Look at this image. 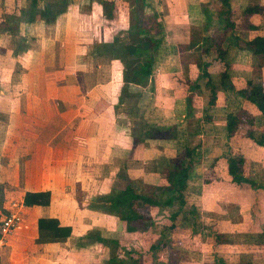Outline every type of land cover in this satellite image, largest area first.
Returning a JSON list of instances; mask_svg holds the SVG:
<instances>
[{
    "label": "crops",
    "instance_id": "1",
    "mask_svg": "<svg viewBox=\"0 0 264 264\" xmlns=\"http://www.w3.org/2000/svg\"><path fill=\"white\" fill-rule=\"evenodd\" d=\"M179 1L175 9L139 2L136 14L148 20L138 27L152 28L156 21L161 33H153L162 40L152 78L144 86H127L120 60L103 50L112 29L101 21V1L66 0L52 17L55 1L35 0L30 8V0H0V220L12 200L23 204L26 192L50 193L48 205L23 204V225L0 246V264H104L112 249L86 241L90 231L118 240L125 251L142 253L147 262L140 264H150L149 246L162 231L173 250L187 233L200 239L196 224L206 212L217 214L224 207L232 219L243 213L245 232L264 230V146L247 136L249 130L264 136V124L260 111L236 93L259 73L264 85V53L248 46L264 37V11L247 21L241 17L245 7L264 10V0ZM227 9L234 13L233 28L219 21L227 18L219 16ZM30 14H35L32 21ZM117 16L118 27L124 19ZM216 44L225 51L221 58ZM201 63H208L214 105L206 79L199 78ZM224 72L235 90L221 85ZM241 111L256 121L240 124L228 137L227 115ZM145 125L170 128L174 136L145 135ZM186 149H194L192 170L186 204L174 220L177 203L149 208V226L93 207L112 188L147 193L167 186L169 171L188 160ZM228 152L243 156V174L259 187L229 182ZM190 206L195 214L187 211ZM40 218L70 226L71 235L38 243ZM164 259L158 263L167 264Z\"/></svg>",
    "mask_w": 264,
    "mask_h": 264
},
{
    "label": "trees",
    "instance_id": "2",
    "mask_svg": "<svg viewBox=\"0 0 264 264\" xmlns=\"http://www.w3.org/2000/svg\"><path fill=\"white\" fill-rule=\"evenodd\" d=\"M55 1L56 12L52 15L56 16L59 12H62L66 6V0H48ZM141 2V0H136ZM145 5L144 0H142ZM227 3L226 0H224ZM35 0H30V8L35 6ZM49 4V3H48ZM140 4V3H139ZM140 8V7H139ZM101 21L105 23V27H108L112 34L103 43V50L107 51L108 54L118 58L123 66V81L127 84H138L144 86L147 84L148 79L153 75V63L155 56L161 44L162 36L153 33L158 29V34L161 33L159 24L156 21L153 27H138L137 24L132 25L128 31V35H134V43H127L120 40L116 36L117 27L114 23L116 19L115 15V0H101ZM263 7L259 5L245 7L241 12V17L248 20L250 16L255 13H262ZM44 15V14H43ZM155 18L157 15L153 14ZM226 15L227 18H219L220 22L226 21L227 25L225 28H233V23H229L230 16L234 13L230 9L220 11L219 16ZM35 18V14H30L28 21H32ZM210 19V18H209ZM158 27V28H157ZM247 28H253L251 24H246ZM133 38V37H132ZM248 46L253 49L255 54L264 53V37H256L249 41ZM216 53L218 57L224 55V50L220 49L219 45L216 44ZM208 63L200 64V76L199 78L206 79V86H209L211 90L209 104L214 105L216 99V93L214 86L212 84L210 75L207 73ZM228 76L224 73L221 74L220 83L224 88H229L235 90L233 86L227 83ZM244 100L248 103L254 105L261 113L260 120L264 124V85L261 79L260 73L256 75L254 79L248 80L246 86L236 90ZM255 117H252L248 112L241 111L240 113L228 114L227 115V134L231 137L234 132L239 128L240 124L246 122L248 125H252ZM144 134L156 137H173L174 135L170 133V128H163L158 126L145 125ZM255 130H249L247 136L260 146H264V139L261 136L259 138L256 136ZM139 138L133 139L137 142ZM194 149H186V158L179 160L173 167L172 171H169V182L167 186L164 187H152L147 190V193H141L135 189L127 186L125 189L112 188L110 193L107 195L98 196L96 203L93 205L94 208L100 209L105 213L117 216L124 221H136L138 219L143 220L144 224L149 226L153 224V218L146 211L151 207H173L176 203L178 205L177 211L172 215V220L174 216L179 214L186 204L184 192L187 188V182L192 170L193 157L192 153ZM226 163V171L229 177V182L234 186L248 185L253 188H257L260 185L243 174V156L232 154L228 152L224 157ZM211 180L206 179L205 183H209ZM264 187V186H263ZM50 202V193L48 191L40 192H26L23 198V204L25 206L32 205H48ZM188 212L195 214L196 208L190 206L186 208ZM7 213V211H6ZM174 227L171 224L168 227H164L171 230ZM38 232L39 236L37 238L38 243H47L53 241H63L69 237L72 233V228L70 226L60 225V223L53 218H40L38 220ZM254 236V234H250ZM218 243H226L229 240L226 239L225 235L217 234L215 236ZM87 241H96L100 244H105L110 246L112 249L109 258L104 264H140L144 263L146 259L143 258V254L131 250H124L118 240H107L101 237L99 232H89L84 236ZM255 243H264V230L260 233L255 234ZM172 239L168 238L162 231L157 238L153 239V242L149 246L150 258L148 262L150 264H159V257L165 255V262L171 261L172 252L170 250ZM85 243V242H84ZM212 261L207 264H252L250 261H228L225 256V251H218L211 254ZM147 262V261H146Z\"/></svg>",
    "mask_w": 264,
    "mask_h": 264
},
{
    "label": "rangeland",
    "instance_id": "3",
    "mask_svg": "<svg viewBox=\"0 0 264 264\" xmlns=\"http://www.w3.org/2000/svg\"><path fill=\"white\" fill-rule=\"evenodd\" d=\"M100 1L101 0H90V2L94 3ZM149 1H153L156 6L160 7L162 3L163 9H167L166 6L171 9H175L176 6V0ZM138 5V1L134 2L133 0H115V10L117 13L119 12L120 20L122 18L124 19L122 22H120V24L118 20L119 28L115 24L117 27V31L115 33L120 40H123L128 44L134 43L135 39L134 35L127 34V31L131 29L130 27L134 24L144 25L148 20V16L136 14L135 10ZM117 13H115L116 16ZM149 22L150 20L148 21V24ZM125 23H129V26L125 25ZM226 210L227 209L224 207L222 208L223 212L217 214H210L206 212L207 215H205L203 220L199 221L195 227V230L200 233V239H198V236L195 235L189 239L187 237L189 233H187L186 239H181L182 244L180 246H176L173 250L171 249V261H169L167 264L209 263L212 261V253L218 251L221 252L223 250L226 252L227 256L225 257L228 261H250L252 264H264V243H255L256 239H254V236L257 233H252L254 236H251V233L244 231L246 229L247 222L243 219V217H241L243 213L241 215L235 216L234 219H232L230 216H228L227 212H225ZM236 230H241V232H235ZM214 231L225 235L229 242L218 243L215 238L216 232ZM164 256L165 255H162L161 257L163 258Z\"/></svg>",
    "mask_w": 264,
    "mask_h": 264
},
{
    "label": "built area",
    "instance_id": "4",
    "mask_svg": "<svg viewBox=\"0 0 264 264\" xmlns=\"http://www.w3.org/2000/svg\"><path fill=\"white\" fill-rule=\"evenodd\" d=\"M22 202L12 200L7 213L0 220V246L6 242V238L18 231L23 225Z\"/></svg>",
    "mask_w": 264,
    "mask_h": 264
}]
</instances>
